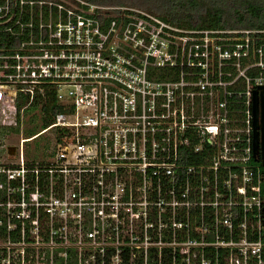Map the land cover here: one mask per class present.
Segmentation results:
<instances>
[{"label": "built area", "instance_id": "1", "mask_svg": "<svg viewBox=\"0 0 264 264\" xmlns=\"http://www.w3.org/2000/svg\"><path fill=\"white\" fill-rule=\"evenodd\" d=\"M257 34L0 0V264H264ZM48 100L53 124L22 125L12 158L9 115Z\"/></svg>", "mask_w": 264, "mask_h": 264}, {"label": "trees", "instance_id": "2", "mask_svg": "<svg viewBox=\"0 0 264 264\" xmlns=\"http://www.w3.org/2000/svg\"><path fill=\"white\" fill-rule=\"evenodd\" d=\"M89 3L110 6L137 8L152 13L163 20L188 30H213L224 32L251 31L264 42V0H85ZM27 99H18L20 112ZM39 110L41 130L53 124L54 116L59 107L54 100H48L42 108L32 105L26 112ZM34 120V119H33ZM35 121V120H34ZM18 119V123H19ZM3 129L1 132L6 134ZM37 127L33 128L29 137L36 135ZM264 194V185H263Z\"/></svg>", "mask_w": 264, "mask_h": 264}, {"label": "rangeland", "instance_id": "3", "mask_svg": "<svg viewBox=\"0 0 264 264\" xmlns=\"http://www.w3.org/2000/svg\"><path fill=\"white\" fill-rule=\"evenodd\" d=\"M41 113L39 112V110H35L34 112H26L24 115H20L19 114V120L20 122L18 123L17 121V115L11 114L9 115V119L7 120V122L9 123V127H4V130L6 132V134L1 136V139L6 140L9 144H13V146L16 144H19V140L21 137V131L20 128L23 125V134L24 137L28 138L30 133H28L29 131H31L33 128L37 127V131H41ZM35 121H34V120ZM2 140V141H3ZM36 144L35 143H31L30 145H28V151H31L34 149V146ZM6 157V156H4ZM10 160L7 161V158H3V162H9ZM35 161L40 162L41 161V157H40V153L37 151L36 152V156H35Z\"/></svg>", "mask_w": 264, "mask_h": 264}, {"label": "water", "instance_id": "4", "mask_svg": "<svg viewBox=\"0 0 264 264\" xmlns=\"http://www.w3.org/2000/svg\"><path fill=\"white\" fill-rule=\"evenodd\" d=\"M253 127H254L253 150H254V157L256 160L259 139H261V143L264 141V86L258 88V90H256L254 93ZM16 151H17L16 147L11 146L9 148V155L12 158H14L16 156Z\"/></svg>", "mask_w": 264, "mask_h": 264}, {"label": "flooded vegetation", "instance_id": "5", "mask_svg": "<svg viewBox=\"0 0 264 264\" xmlns=\"http://www.w3.org/2000/svg\"><path fill=\"white\" fill-rule=\"evenodd\" d=\"M256 160L255 161L260 167L261 173L264 176V141L261 143V139H259V143H258Z\"/></svg>", "mask_w": 264, "mask_h": 264}]
</instances>
